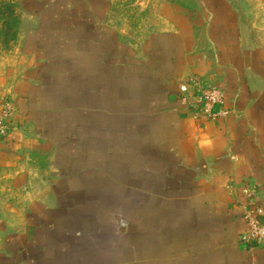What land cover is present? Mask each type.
Returning a JSON list of instances; mask_svg holds the SVG:
<instances>
[{"label": "crops", "instance_id": "0c3cea01", "mask_svg": "<svg viewBox=\"0 0 264 264\" xmlns=\"http://www.w3.org/2000/svg\"><path fill=\"white\" fill-rule=\"evenodd\" d=\"M100 1L21 34L0 264H264L240 241L244 185L264 212V0H148L131 35ZM194 77L225 115H195Z\"/></svg>", "mask_w": 264, "mask_h": 264}, {"label": "rangeland", "instance_id": "374dc122", "mask_svg": "<svg viewBox=\"0 0 264 264\" xmlns=\"http://www.w3.org/2000/svg\"><path fill=\"white\" fill-rule=\"evenodd\" d=\"M101 3L100 0H0V106L11 101L12 88L24 74L21 34L35 27L36 22L30 16L40 12L51 15L101 13L102 7L104 10ZM107 13L112 29L131 35L133 31H142L148 8L137 0H109Z\"/></svg>", "mask_w": 264, "mask_h": 264}, {"label": "built area", "instance_id": "2783aa9c", "mask_svg": "<svg viewBox=\"0 0 264 264\" xmlns=\"http://www.w3.org/2000/svg\"><path fill=\"white\" fill-rule=\"evenodd\" d=\"M190 86L198 100L195 115L214 119L227 113L223 107V94L220 88L208 85L194 77L179 86V91L185 100ZM14 111L15 105L11 101H5L1 105L0 136L5 135L11 129V118ZM242 194L245 196L246 202L242 210L244 228L240 235V241L252 248L264 241V212L253 200L255 188L252 185H244Z\"/></svg>", "mask_w": 264, "mask_h": 264}, {"label": "water", "instance_id": "95a60500", "mask_svg": "<svg viewBox=\"0 0 264 264\" xmlns=\"http://www.w3.org/2000/svg\"><path fill=\"white\" fill-rule=\"evenodd\" d=\"M148 2V0H138V3L145 5Z\"/></svg>", "mask_w": 264, "mask_h": 264}, {"label": "trees", "instance_id": "16d2710c", "mask_svg": "<svg viewBox=\"0 0 264 264\" xmlns=\"http://www.w3.org/2000/svg\"><path fill=\"white\" fill-rule=\"evenodd\" d=\"M11 10V12H12V9H10Z\"/></svg>", "mask_w": 264, "mask_h": 264}]
</instances>
